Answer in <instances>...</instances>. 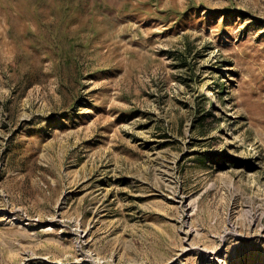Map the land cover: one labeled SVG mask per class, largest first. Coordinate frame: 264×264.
<instances>
[{
  "label": "rangeland",
  "instance_id": "374dc122",
  "mask_svg": "<svg viewBox=\"0 0 264 264\" xmlns=\"http://www.w3.org/2000/svg\"><path fill=\"white\" fill-rule=\"evenodd\" d=\"M0 264H264V0H0Z\"/></svg>",
  "mask_w": 264,
  "mask_h": 264
}]
</instances>
